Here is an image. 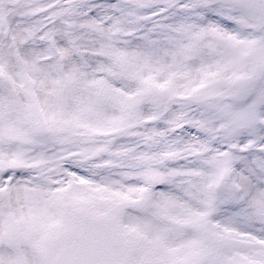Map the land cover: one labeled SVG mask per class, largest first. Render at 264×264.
Here are the masks:
<instances>
[{
	"label": "snow or ice",
	"instance_id": "snow-or-ice-1",
	"mask_svg": "<svg viewBox=\"0 0 264 264\" xmlns=\"http://www.w3.org/2000/svg\"><path fill=\"white\" fill-rule=\"evenodd\" d=\"M0 264H264V0H0Z\"/></svg>",
	"mask_w": 264,
	"mask_h": 264
}]
</instances>
